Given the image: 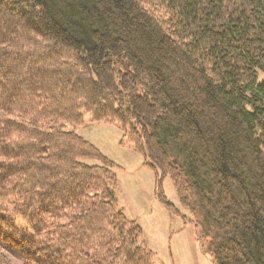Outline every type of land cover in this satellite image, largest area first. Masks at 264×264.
Here are the masks:
<instances>
[{
  "label": "trees",
  "instance_id": "16d2710c",
  "mask_svg": "<svg viewBox=\"0 0 264 264\" xmlns=\"http://www.w3.org/2000/svg\"><path fill=\"white\" fill-rule=\"evenodd\" d=\"M85 115L215 264H264V0H0V264H154Z\"/></svg>",
  "mask_w": 264,
  "mask_h": 264
},
{
  "label": "rangeland",
  "instance_id": "374dc122",
  "mask_svg": "<svg viewBox=\"0 0 264 264\" xmlns=\"http://www.w3.org/2000/svg\"><path fill=\"white\" fill-rule=\"evenodd\" d=\"M263 79V75H259ZM94 145L119 169L117 174L116 206L125 217L135 221L142 230L138 243L154 253V264H215L205 252L199 231L188 210L182 208L169 177L162 180L165 205L157 197L156 176L152 168L144 165L143 157L129 145L122 143V132L115 124L90 122L78 128L67 127ZM88 165H99L96 160H86ZM12 264H21L4 252Z\"/></svg>",
  "mask_w": 264,
  "mask_h": 264
}]
</instances>
